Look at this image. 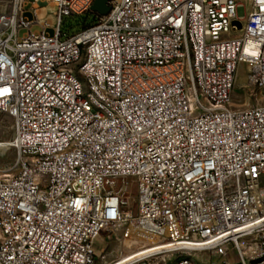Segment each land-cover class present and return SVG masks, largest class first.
I'll return each mask as SVG.
<instances>
[{
	"label": "built area",
	"instance_id": "2783aa9c",
	"mask_svg": "<svg viewBox=\"0 0 264 264\" xmlns=\"http://www.w3.org/2000/svg\"><path fill=\"white\" fill-rule=\"evenodd\" d=\"M49 1L51 24L38 18ZM93 2L0 1V118L11 120L0 167L23 169L0 180V264H106L95 241L107 229L164 246L130 263L186 248L248 264L264 248V107L213 113L197 91L232 98L239 65L254 95L264 89V0H109L91 24L62 29ZM66 67L107 115L86 108Z\"/></svg>",
	"mask_w": 264,
	"mask_h": 264
},
{
	"label": "bare ground",
	"instance_id": "6f19581e",
	"mask_svg": "<svg viewBox=\"0 0 264 264\" xmlns=\"http://www.w3.org/2000/svg\"><path fill=\"white\" fill-rule=\"evenodd\" d=\"M246 5L248 0L243 1ZM49 6H45L41 9V12L38 15L39 21H43ZM242 67V65H239ZM239 67V68H240ZM240 72V71H239ZM236 78L238 77V74ZM66 74L72 80H75L77 89H79V95L83 97V103L86 108H89L91 112H94L96 115H107V107H102L99 104V99L93 96L91 91H89V81L83 76H79V70L76 67H66ZM191 79L199 80L198 71H191ZM190 90H197V81H190V89L182 88V100L184 101V110H182V125H189V118L192 117V111H195V97L193 92ZM99 95L102 97H107L109 101H119L123 100V93L117 91H110V88L107 84H99ZM197 98L201 100L207 110L213 113H226L230 110H237L238 113H247L250 109L249 107L245 108H232L230 106L231 98L215 99L214 95H211L209 92L197 91ZM264 107V104H260ZM91 147V138H84L80 145L77 147L78 155H87L88 150ZM27 166H41V159L38 158H26ZM37 177H46V170H37ZM23 178V169H11L10 167H0V180L5 181L7 185H14V180H19ZM164 246H147L140 248L131 254L123 257L118 264L130 262L135 257H141L148 255L152 251L159 250ZM186 249V248H179ZM183 263V264H200L198 263L190 254L181 255L179 258L172 264ZM116 264V263H113ZM224 264H229L224 261ZM237 264H245L244 258H239ZM248 264H264V248L260 252H256L248 257Z\"/></svg>",
	"mask_w": 264,
	"mask_h": 264
},
{
	"label": "rangeland",
	"instance_id": "374dc122",
	"mask_svg": "<svg viewBox=\"0 0 264 264\" xmlns=\"http://www.w3.org/2000/svg\"><path fill=\"white\" fill-rule=\"evenodd\" d=\"M5 1V0H0ZM245 1V0H242ZM53 6L52 2L49 1V7L47 9V14L44 18L45 22L51 24L53 23L52 11ZM41 10L39 11V13ZM242 12V10H241ZM83 16H65L62 20V29L66 32L73 33L80 29L81 22L83 21ZM86 19L92 18L91 14L85 15ZM34 29H39V27H34ZM240 67V66H239ZM240 71V72H239ZM238 77L236 78L234 88L232 90V98L230 99V106L232 108H245L250 105L255 104H264V89L257 92L254 95V91L251 89V85L248 84V78L246 72L242 67L238 68ZM237 72V73H238ZM11 120L8 117L0 118V140H7L11 134ZM155 239L147 235L137 234L136 232L129 233L125 238L121 234V231H112L104 230L96 238L95 241V251L97 255L110 254L111 256L107 257L106 264H118L120 260L131 254L132 252L147 246ZM119 254V255H118ZM186 255V249H176L172 251V255L163 257L162 254L158 256L149 257L148 261H137V262H126L122 264H172L174 263L179 256ZM191 255V254H190ZM192 256V255H191ZM200 264H224V261H221L220 256L214 255L209 251H200L196 252L192 256ZM164 259V261H163ZM227 262V261H226ZM239 258H232L229 264H237ZM96 264H102L97 262Z\"/></svg>",
	"mask_w": 264,
	"mask_h": 264
},
{
	"label": "water",
	"instance_id": "95a60500",
	"mask_svg": "<svg viewBox=\"0 0 264 264\" xmlns=\"http://www.w3.org/2000/svg\"><path fill=\"white\" fill-rule=\"evenodd\" d=\"M108 1L109 0H94L93 4L91 5V11L99 14V15H104L109 11V6H108Z\"/></svg>",
	"mask_w": 264,
	"mask_h": 264
},
{
	"label": "trees",
	"instance_id": "16d2710c",
	"mask_svg": "<svg viewBox=\"0 0 264 264\" xmlns=\"http://www.w3.org/2000/svg\"><path fill=\"white\" fill-rule=\"evenodd\" d=\"M88 13L92 15V18L86 19L85 18L86 14H85L83 16L84 17L83 21L81 22V27L87 26V25L91 24L94 21L96 14L93 11H89Z\"/></svg>",
	"mask_w": 264,
	"mask_h": 264
}]
</instances>
